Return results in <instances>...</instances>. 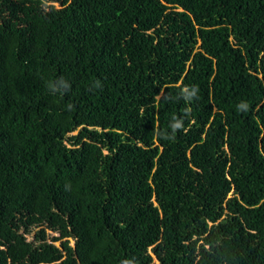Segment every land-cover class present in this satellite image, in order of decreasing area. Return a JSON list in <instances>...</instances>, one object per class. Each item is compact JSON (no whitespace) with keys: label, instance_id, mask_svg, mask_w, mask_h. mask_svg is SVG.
I'll return each mask as SVG.
<instances>
[{"label":"trees","instance_id":"trees-1","mask_svg":"<svg viewBox=\"0 0 264 264\" xmlns=\"http://www.w3.org/2000/svg\"><path fill=\"white\" fill-rule=\"evenodd\" d=\"M155 259L264 264V0H0V264Z\"/></svg>","mask_w":264,"mask_h":264},{"label":"rangeland","instance_id":"rangeland-1","mask_svg":"<svg viewBox=\"0 0 264 264\" xmlns=\"http://www.w3.org/2000/svg\"><path fill=\"white\" fill-rule=\"evenodd\" d=\"M47 232H48V234H49L50 237H51L52 235L57 234L56 232H53V231H50V230H48ZM27 237H28V239H32V235H27ZM50 240H51V239H50ZM70 242H71V244H73L74 240L71 239ZM55 243H56V244H59V241H56ZM153 264H157V259H155V261L153 262Z\"/></svg>","mask_w":264,"mask_h":264}]
</instances>
